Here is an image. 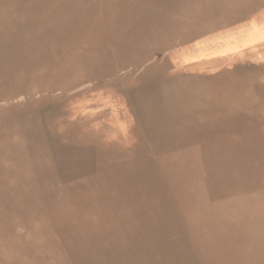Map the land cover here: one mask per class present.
Masks as SVG:
<instances>
[{"label":"bare ground","instance_id":"6f19581e","mask_svg":"<svg viewBox=\"0 0 264 264\" xmlns=\"http://www.w3.org/2000/svg\"><path fill=\"white\" fill-rule=\"evenodd\" d=\"M0 264H264V0H0Z\"/></svg>","mask_w":264,"mask_h":264}]
</instances>
